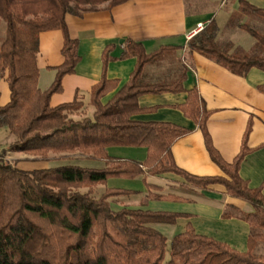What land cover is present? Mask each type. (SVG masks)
<instances>
[{"label": "trees", "instance_id": "obj_1", "mask_svg": "<svg viewBox=\"0 0 264 264\" xmlns=\"http://www.w3.org/2000/svg\"><path fill=\"white\" fill-rule=\"evenodd\" d=\"M127 1L0 0V22L4 25L0 78L6 74L10 91L9 102L0 107V129L13 137L9 146L0 151V264H264V254L253 252L257 242L264 244L263 184L250 188L239 176L242 161L253 151L247 145L251 122L245 128L238 154L226 162L207 131L210 111L196 88L183 87L186 70L155 82L145 77L147 65L161 61L178 47L161 46L148 53L141 42L126 40L117 59L133 58L136 64L127 83L102 103L118 85L116 80L104 76L107 64L114 60L110 56L114 46L108 45L102 53V77L90 91L91 118L68 117L69 112L83 105L77 99L50 105V97L61 90L62 78L73 74L80 60L78 41L70 38L65 16L80 17ZM243 16L264 21V9L238 0L237 11L227 21L228 28H241L254 38L257 54L230 52L231 43L216 40L218 27L213 19L188 40L187 49L236 76H245L251 69L264 72V31L242 23ZM53 30L63 36V62L54 68L51 86L40 91L36 64L38 36ZM257 89L264 94V86ZM163 94H185L184 102L176 109L200 131L210 160L223 176H194L174 163L171 147L189 129L169 122L134 119L155 109L140 108L141 97ZM108 147L145 148L146 157L143 162L114 159L108 156ZM8 152L41 160L48 159L49 154L78 153L103 161L105 167L64 164L23 171L5 161ZM162 174L179 176L187 186L197 190L220 185L227 196L249 205V213L240 214L227 206L222 214L224 219L238 218L248 224L247 250L239 252L226 243L199 235L190 223L168 243L151 225L174 224L179 218H190L189 215L128 208L113 211L107 200L119 193L130 194L126 191L108 190L99 197L92 196V189L109 179ZM83 188L88 190L78 191Z\"/></svg>", "mask_w": 264, "mask_h": 264}, {"label": "crops", "instance_id": "obj_2", "mask_svg": "<svg viewBox=\"0 0 264 264\" xmlns=\"http://www.w3.org/2000/svg\"><path fill=\"white\" fill-rule=\"evenodd\" d=\"M264 9V0H245ZM238 9V0H129L110 9L102 8L85 13L80 17L67 14L65 23L71 39L78 41L80 60L74 73L61 80V90L50 97V105L57 106L77 99L84 107L89 105L90 91L102 77V53L108 45L114 49L104 76L116 80L117 88L101 101L106 103L129 80L136 60H118L123 43L128 40L139 41L149 53L161 46L178 47L161 61L145 67L148 81L167 79L168 75L186 70L183 87L186 90L196 88L198 95L210 111L206 127L212 144L226 162H231L238 154L242 136L248 122L251 131L247 145L253 151L242 161L239 176L250 188L263 184L264 198V94L258 91L264 86V72L251 69L245 76H236L213 61L190 52L187 49V35L197 23H206L213 19L218 27L216 40L231 43L230 52L240 50L247 53L256 43L245 30L227 27L230 15ZM249 23L264 31V22L243 16L242 23ZM62 33L58 30L42 32L38 36L37 87L47 90L55 78V67L63 62L61 48ZM185 94H163L143 96L139 99L140 108L155 109L134 116L140 121L169 122L183 126L190 132L178 138L171 147L174 163L181 170L199 177L223 176L220 169L210 160L205 149L202 134L194 123L186 119L176 109L185 100ZM10 100V91L6 74L0 78V107ZM11 142V136L5 129H0V150ZM109 157L143 162L145 148L108 147ZM76 159L70 163L84 168H104L103 161L90 159L78 153L59 155ZM58 155H51L41 161L20 153L8 152L6 159L17 160V168L23 171L44 170L58 164ZM108 190L126 191L111 196L108 202L111 209H143L189 215L179 218L174 224H153L161 226L171 236L167 241L184 230L190 223L195 233L211 237L226 243L231 248L245 252L249 226L238 218H222L227 206L234 207L241 213L251 212L244 202L230 198L224 187L210 186L197 190L187 186L183 178L174 174L158 176L142 175L134 179H109L104 184L94 187V197H99ZM98 194V195H97ZM157 196H171L173 199H156Z\"/></svg>", "mask_w": 264, "mask_h": 264}, {"label": "rangeland", "instance_id": "obj_3", "mask_svg": "<svg viewBox=\"0 0 264 264\" xmlns=\"http://www.w3.org/2000/svg\"><path fill=\"white\" fill-rule=\"evenodd\" d=\"M262 22H264V21H262ZM253 26V25H252ZM255 27V26H254ZM3 32H4V25H3V23H1L0 22V39H1V37L3 36ZM239 51V50H238ZM257 48H256V44H254L253 45V47L251 48V49H249L248 51H247V53H250V54H257ZM92 114H93V108L91 107V108H86V107H84L83 105L81 106V107H79L77 110H74V111H72V112H69L68 113V117L69 118H72L73 120H81V119H83V118H85V117H89V118H91V116H92ZM11 136V135H10ZM13 141V137L11 136V142ZM10 142V143H11ZM9 145H7L5 148H7ZM1 151V150H0ZM21 154V153H20ZM25 155V154H24ZM51 155H58V157H60V158H58V161H59V163L58 164H70V163H78V162H76V159H72V158H66V157H62V156H59V154H49V156H48V159H49V157L51 156ZM7 156V155H6ZM27 156H29V155H27ZM30 157H33V156H30ZM34 159H35V157H33ZM48 159H46V160H48ZM41 160V159H40ZM46 160H41V161H46ZM5 161L7 162V163H9L10 165H12V166H14V167H16L17 168V164H16V162H18L17 160H11V159H6L5 158ZM18 169V168H17ZM88 189L87 188H83V189H78V191L79 192H86ZM94 190V188L92 189V196H93V191ZM98 195V194H97ZM94 197V196H93ZM108 201V200H107ZM109 203V202H108ZM111 207V206H110ZM123 209H127V208H123ZM114 211V210H113ZM156 230H158L159 232H161L165 237H169L170 238V236H171V234L168 232V231H166L165 229H163V227H161V226H156V228H155ZM168 243H169V241H168ZM253 252L254 253H256V254H259V255H262V254H264V244L262 243V242H257L256 243V246L254 247V249H253Z\"/></svg>", "mask_w": 264, "mask_h": 264}, {"label": "built area", "instance_id": "obj_4", "mask_svg": "<svg viewBox=\"0 0 264 264\" xmlns=\"http://www.w3.org/2000/svg\"><path fill=\"white\" fill-rule=\"evenodd\" d=\"M206 24H207V22L206 23H197L194 26V28L188 33L187 39L189 40L192 37H194L195 35H197L198 33H200L204 29Z\"/></svg>", "mask_w": 264, "mask_h": 264}]
</instances>
